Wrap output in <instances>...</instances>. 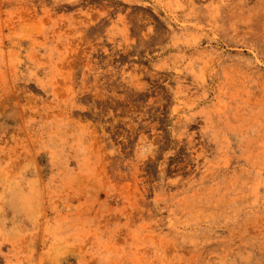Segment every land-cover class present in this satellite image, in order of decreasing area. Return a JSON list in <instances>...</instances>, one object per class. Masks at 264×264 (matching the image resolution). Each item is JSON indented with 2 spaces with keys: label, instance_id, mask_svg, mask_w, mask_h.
Segmentation results:
<instances>
[{
  "label": "rangeland",
  "instance_id": "rangeland-1",
  "mask_svg": "<svg viewBox=\"0 0 264 264\" xmlns=\"http://www.w3.org/2000/svg\"><path fill=\"white\" fill-rule=\"evenodd\" d=\"M0 264H264V0H0Z\"/></svg>",
  "mask_w": 264,
  "mask_h": 264
}]
</instances>
